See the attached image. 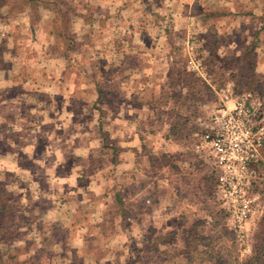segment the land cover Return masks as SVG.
<instances>
[{"label": "rangeland", "instance_id": "obj_1", "mask_svg": "<svg viewBox=\"0 0 264 264\" xmlns=\"http://www.w3.org/2000/svg\"><path fill=\"white\" fill-rule=\"evenodd\" d=\"M52 1L54 10L0 11V184L13 191L19 236L0 251L27 264H111L113 256L126 264L139 248L144 264H182L171 258V240L183 247L194 221L203 222L204 240L218 230L205 223L209 210L222 209L217 182L206 177L217 171L209 150L198 147L217 92L264 101L248 16L225 18L219 5L202 0ZM188 92L197 93L194 108L182 100L176 107L171 94ZM177 111L198 116L170 136ZM8 149L15 164L2 155ZM50 200L62 210L83 209L57 220L47 214ZM263 215L248 224L249 253L226 213L228 234L204 244L227 259L246 258ZM147 237L163 240L164 263ZM203 249L193 263L214 264Z\"/></svg>", "mask_w": 264, "mask_h": 264}, {"label": "built area", "instance_id": "obj_2", "mask_svg": "<svg viewBox=\"0 0 264 264\" xmlns=\"http://www.w3.org/2000/svg\"><path fill=\"white\" fill-rule=\"evenodd\" d=\"M194 68L201 73V62ZM217 94L218 105L203 122L198 147L209 150L217 171L216 195L227 214V226L242 234L236 242L245 252L251 250L250 240H245L248 224L264 212V101L229 88Z\"/></svg>", "mask_w": 264, "mask_h": 264}, {"label": "trees", "instance_id": "obj_3", "mask_svg": "<svg viewBox=\"0 0 264 264\" xmlns=\"http://www.w3.org/2000/svg\"><path fill=\"white\" fill-rule=\"evenodd\" d=\"M40 7H43L45 9L54 10V8H57V3H54L52 0H0V11L2 9H6V16H14L17 14H23L26 11L38 9ZM67 19H68V22L70 21L71 23L73 22L71 20V16L69 17L66 16V20ZM212 29L214 30V27ZM52 33L55 35H58V37L62 35L60 32L57 34L55 32H52ZM208 51L210 53L209 57L212 59V55L214 54V52H216L214 46L209 45ZM207 60L208 58L204 59V64L207 62ZM212 63L214 65V61H211V64ZM223 63L225 62L223 61ZM207 69L211 75H214L215 71H214V68H210V62H209V65L207 66ZM242 70L243 69H241V71ZM251 70L254 71V69H251ZM197 80H199V82H201L203 85H206L202 78L201 79L198 78ZM248 88H250V85L248 86ZM195 95H197V93H194V94L192 93L189 94V92L187 94L172 93L171 98H176V99H173L174 103H176L175 105L176 107L178 105V101L176 100H179V101L182 100L183 105L188 104L186 106L189 109H193L194 108L193 100L195 99L194 97ZM167 98L168 96L165 95L164 100H166ZM197 116H198L197 113H194V112L192 115L190 114L185 115L184 113L177 111L175 113L176 120L171 126L169 135L173 136L179 131L183 132L186 127L185 123L190 121L191 117H194V119H196ZM194 129H195L194 125H191L190 132H193ZM206 177L208 178L207 179L208 184H212V186L216 185V182H217L216 173L214 174L212 172L210 176H206ZM14 200H15L14 194L10 192L6 186L0 184V245L9 244L13 240L19 239V236L17 235L18 223L16 221L17 219L15 216L17 209L15 210ZM209 211L211 213L210 215L212 216V222L206 221L205 223L209 225L210 227H213V229H218V230L215 233V235L211 237H207V240L212 242L214 241L215 236L217 238H220L221 240L228 234V231L225 226L226 224L221 225L222 220L224 219L223 217H225V213H224L225 211L223 209L217 210L216 213L211 210ZM200 224H203V222L194 221L191 224V226L188 228L189 230L187 234L183 236L182 238L183 240H180L183 247L189 253V256L190 255L193 256L194 253L198 252V248L199 246H201L205 249V250L203 249L202 252L204 251V253H208V258H205V259L214 264H264V215L262 216L259 222V229L254 237L251 254L243 259H240L238 256H235L233 260H231V259L225 258L223 255L214 254L213 252L209 251L210 249L208 248V244H204V241L206 243L207 240H204V238H202L201 232L198 231V226ZM160 238L161 236L156 237V239H160ZM201 238L202 240H200ZM144 242L145 244H149L151 246V248L149 249L150 251L151 249H153L155 253L159 254L160 256H163V258H160L159 262L164 263L166 259L164 257V254L167 252L166 251L167 248L160 247V244L163 243V240H151V238L147 237V240H144ZM171 243L173 245L174 244L181 245L179 243V240H171ZM172 247L171 249H173ZM207 250L209 252H207ZM140 252L141 250L137 248L136 250L137 258L135 260H131L130 258L126 264H134V261L144 264L145 254L144 252L142 254ZM171 252H174V255H175L177 253V249L171 250ZM174 255H171V258H173ZM7 261L10 264H27L28 263L26 260L23 262H19V260L16 259L14 256H8L7 258H5L0 251V264H5Z\"/></svg>", "mask_w": 264, "mask_h": 264}, {"label": "crops", "instance_id": "obj_4", "mask_svg": "<svg viewBox=\"0 0 264 264\" xmlns=\"http://www.w3.org/2000/svg\"><path fill=\"white\" fill-rule=\"evenodd\" d=\"M203 2L206 1L207 4H212L215 3L217 5L220 6V8L222 10H220L218 15H222L225 18L230 16V13L233 14L234 18H243V16H248V21H250L251 24V31H255L254 32V36H255V40H253L254 42L251 44V46L256 49L257 51V65L259 66V68H261V70H263L264 73V0H202ZM225 6H229L227 9L225 8ZM208 16H210L209 14H202L201 15V19H208ZM214 19H217V15H215V17H213ZM255 25V30H254V26ZM258 70V69H257ZM119 114H121V111H119ZM7 127H9L7 125ZM8 145H11L10 142ZM13 149H8V151H4L3 152V156H6L7 158H9L10 164H15L17 162L16 159V154L14 152H12ZM4 153H6V155H4ZM11 158V159H10ZM9 171V170H8ZM10 185H7V188ZM40 190H43L42 187L39 185L38 186ZM9 189V188H8ZM10 192L13 193L12 189H9ZM116 196V194H115ZM114 199V197L112 198V200ZM58 203V202H57ZM52 203L51 200L49 201V205H48V209H47V214L49 215H53L54 219H64L63 217L65 216V214H71V216H69V220L72 219V217H75L78 210H82L83 208H79V206L76 207H71L70 210L69 208L65 207V210H62L61 207L56 206L57 205ZM106 207L102 208V210L104 211ZM96 211V210H95ZM64 215V216H63ZM65 220V219H64ZM93 221V220H92ZM94 224V229L97 228L98 222H92ZM75 228V232L76 235L78 234L77 232L79 231V226L78 225H74L73 229ZM75 235V236H76ZM80 237V235H79ZM100 237V236H99ZM172 243H171V247H172ZM173 249L171 250H176L177 249V253L173 256L175 261H183L182 264H195L193 263V256H189V253L187 252V250H185L183 247H181L179 244H174ZM250 250L245 251L247 253H249ZM112 258V259H111ZM109 258L108 260H106L107 262L114 264L115 263V256ZM171 259V260H173ZM199 262H203V263H199V264H207L204 263V259L200 260ZM126 263V262H125Z\"/></svg>", "mask_w": 264, "mask_h": 264}]
</instances>
